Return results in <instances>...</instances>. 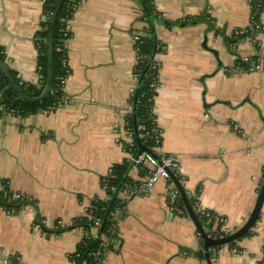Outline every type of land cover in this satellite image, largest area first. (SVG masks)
I'll return each instance as SVG.
<instances>
[{
  "label": "crops",
  "instance_id": "obj_1",
  "mask_svg": "<svg viewBox=\"0 0 264 264\" xmlns=\"http://www.w3.org/2000/svg\"><path fill=\"white\" fill-rule=\"evenodd\" d=\"M252 1L154 0L153 21L142 0L82 1L69 21L63 104L50 113L0 118V190L5 183L31 200L16 213L0 206V264L13 256L20 264H73L86 232L71 225L94 198L109 197L102 180L127 158L116 136L140 85L135 34L154 33L163 44L154 56L160 153L180 158L182 185L194 207L224 217L230 231L245 224L264 187V69L241 67L245 56L264 64V9L254 24ZM44 4L0 0V46L8 66L39 90L47 83L40 79L35 40L46 20ZM250 25L255 43H229L235 29ZM129 176L147 178L136 168ZM34 216L46 221L40 232L31 228ZM250 231L235 245H222L213 264H259L264 199ZM204 251L194 221L170 210L166 184L159 181L127 202L103 264H201Z\"/></svg>",
  "mask_w": 264,
  "mask_h": 264
},
{
  "label": "trees",
  "instance_id": "obj_2",
  "mask_svg": "<svg viewBox=\"0 0 264 264\" xmlns=\"http://www.w3.org/2000/svg\"><path fill=\"white\" fill-rule=\"evenodd\" d=\"M60 2L61 0H45L44 15L46 20L42 22L41 29L36 33L35 37L38 48V67L42 83H46L49 79L50 62L53 66L51 91L42 101L23 99L0 64V118L9 114L12 110L16 116H24L26 114L40 112L41 109L51 105H56L57 108H59L60 105L63 104L64 84L62 83V80L68 75V70L70 72L69 66H65V60H68L66 41L71 36V31L67 30V20L72 19L74 12L71 0H64L59 15L56 18ZM142 4L146 9V17L153 21L152 13L154 10V4L152 3V0H142ZM254 4L257 5L255 8V17L256 20H259L264 9V0H256ZM54 21L55 26L52 28ZM228 41L229 43H233L235 39L230 37ZM137 44L139 47V55L142 56V60L136 64L135 74L138 77L140 85L131 98L133 111L127 117L129 127L134 133V139L136 142L134 147H128V150L132 151L133 154H138L141 150V146L148 149L154 146L153 137H151L150 133L153 135L152 131L157 126V123L153 122V117H155V115H152L151 110L154 105V100L151 99L157 94V92L151 89L150 84L153 81L154 75L157 74V70L153 69V65L155 64L154 56L157 52L162 50L161 46H163L154 33L141 36V40ZM50 50L52 51L51 59L49 57ZM0 61L8 66L2 46H0ZM8 68L19 91L29 97H38L40 95V90L36 86L22 82L18 78L17 73L9 66ZM140 124H144L146 130L149 132L144 138H140L139 136L141 131L138 129V126ZM131 168L132 163L127 160L114 164L111 171L103 179H107L109 197L107 199H101L100 197L94 198L87 213L75 219L71 225V228L81 227L86 232V235L83 237L77 250L71 255V260L75 261V264H93L95 262L94 253L99 248L102 238L106 237L111 238L112 240L117 239V235H115V232L117 231V220L112 219L111 213L118 206L123 205L121 204L123 199L119 196V191L125 183L132 180L129 176ZM111 186H115L116 190L112 191L110 189ZM14 195V192L10 191L4 183L3 189L0 190V206L5 207L7 210L15 208L16 211L19 212L26 205L31 203V200L27 195L22 198H15ZM189 201L193 205V199L189 198ZM180 205L186 210L182 197ZM196 215L207 234H216V231L213 230V221H209V219L200 213L196 212ZM96 220H99L101 224L97 229L98 237H95L93 234ZM56 226H58L57 232H59L61 227H59L58 224ZM250 232L251 231L249 230L243 236L250 234ZM199 235L201 242L204 244L200 232ZM236 243L237 241H233L229 244L235 245ZM221 246L222 245L217 248H220ZM110 247L111 246H109L108 250ZM211 254L212 252H210V255ZM9 262L10 264H20L17 256L11 257Z\"/></svg>",
  "mask_w": 264,
  "mask_h": 264
},
{
  "label": "built area",
  "instance_id": "obj_3",
  "mask_svg": "<svg viewBox=\"0 0 264 264\" xmlns=\"http://www.w3.org/2000/svg\"><path fill=\"white\" fill-rule=\"evenodd\" d=\"M82 1L84 0H71V4L73 7V12L78 9V7L81 5ZM152 3L154 4V0H152ZM255 1H252V18L254 24L257 23L256 20V11L255 8L257 5L254 4ZM71 20V19H70ZM67 20V30L69 29V21ZM254 25H250V27L246 28H240V29H235L231 33V37L235 39V41L232 43V45H237L238 41L242 38H244L246 41L255 43L256 39L253 37V28ZM134 40V46L136 50V64L141 61V55H139V47H138V42L141 40V35L140 34H135L133 37ZM162 48V47H161ZM7 59V58H6ZM243 61V66L242 69L244 71H258V70H263L264 69V64L262 61H257L253 58H250L248 56H245L242 58ZM8 62V59H7ZM65 66H68V60H65ZM153 69L157 70V74L154 75L153 81L150 84V87L153 91L158 92L159 87H160V82L158 79V70H159V64L155 61V64L153 65ZM70 75V72L68 70V75L62 80V83L65 85L66 80L68 76ZM157 95V94H156ZM155 96L151 100L155 101ZM57 109L56 105H51L48 107H45L40 110L42 113H50L52 111H55ZM133 111V105L131 104L128 108L127 111L124 115V127H123V132L122 134L117 133L116 140L121 144L123 147L124 151L127 153V158L126 160L130 163H132V168L136 169H142V171L146 174V179L143 181H137L135 179L130 180L129 182L125 183V185L120 189L119 191V196L122 197L123 201L121 202V206H118L112 213V219L117 220L118 216L121 214V212L124 210L126 207L127 202L132 199L133 197H138L142 195L148 194L149 190L159 181H163L166 184L167 187V199H168V204L169 208L173 213L179 214V215H186L185 209L180 205L181 203V193L177 187V184L174 182V180L171 177V174L175 175L179 182L182 184V173H181V160L178 156L172 155V154H167V153H160V147L162 145V131L158 127V125L153 129V135L151 134V137H153L154 141V146L150 148L149 151L145 150H140L138 154H133L132 151L128 150V147H134L136 142L134 139V133L129 127V122H128V115ZM11 114H14V111L10 112ZM152 115H155L153 117V122L157 123L156 121V113L154 109V105L151 110ZM138 129L141 131L140 132V138H144L149 132L146 130V126L144 124H140L138 126ZM235 129L239 130L238 126H235ZM158 155L157 157L154 155ZM111 171V169H110ZM263 173H264V168H263ZM108 182L107 179L102 180V190L103 192L108 195ZM110 189L112 191L116 190L115 186H111ZM15 198H22L25 197L24 194L22 193H15L14 195ZM91 207V206H90ZM195 210L197 213H200L209 221H213L214 223V228L213 230L216 231V234L211 235L208 234L209 237L212 238H223L229 234H231L233 231H230L226 227V219L222 216L217 215L216 213L199 207L195 203ZM6 209V208H4ZM7 210V209H6ZM11 213H16V209L12 208L9 209ZM46 221L41 218L34 216L32 217L31 221V228L35 232H40L43 230L45 226ZM59 226H61V222L57 223ZM100 221L96 220L94 228H93V234L95 237H98V232L97 229L100 227ZM219 227V230H218ZM112 244V239L111 238H102V242L100 243L99 248L97 251L94 253V259L95 262L93 264H103L104 256L108 252L109 246ZM218 246H213L211 248L212 254L210 255L211 262H216L219 257V253H221L220 248H217ZM237 248L233 247L231 248V252H237ZM19 259V258H18ZM20 261V259H19ZM73 264H75V261H72ZM86 264V263H85ZM201 264H208L206 259L201 260ZM259 264H264V247L262 249V257L259 260Z\"/></svg>",
  "mask_w": 264,
  "mask_h": 264
},
{
  "label": "water",
  "instance_id": "obj_4",
  "mask_svg": "<svg viewBox=\"0 0 264 264\" xmlns=\"http://www.w3.org/2000/svg\"><path fill=\"white\" fill-rule=\"evenodd\" d=\"M63 2H64V0H61L60 5L58 7V11L56 13V18L59 15V12H60V9L62 7ZM54 26H55V21L53 23L52 28H54ZM50 44H51V41H50ZM51 56H52V51L50 50V52H49L50 59H51ZM0 64L3 67V69L5 70V72L7 73V75L10 77L12 84L18 90V92L20 93V95H21V97L23 99L30 100V101H42V100L45 99V97L51 91V89H52V76H53V66H52L51 62H50V69H49V73H50L49 79H48L46 85L44 87H42V89L40 90V95L38 97H29V96L24 95L21 91H19L15 81L13 80V78L11 76V73L9 71L8 66L5 63H3L2 61H0ZM141 150H145V151L151 152L148 148H146L144 146H141ZM154 155L156 157L158 156L156 154H154ZM171 177L174 180V182L177 184V187H178V189H179V191L181 193V197H182V199L184 201V204H185V207H186L188 215L194 221L198 231L200 232V234L203 237L204 250H205L204 252L205 253L204 254L201 253V256H205L206 257V260H207L208 264H212L211 258H210V252H211V248L213 246L225 245V244H228V243H231L233 241L238 240L243 235H245L250 229H252L254 227V225L256 224V222L258 221V219L260 217L262 204H263V199H264V187H263V189L261 191L259 199L257 200V202H256V204H255V206H254L249 218L247 219V221L245 222V224L241 228L237 229L236 231H233L231 234H229V235H227V236H225L223 238H217L216 239V238L209 237V235L205 231L202 223L199 221V219H198V217L196 215V210H195L194 206L190 203L189 197L186 194L183 185L179 182L178 178L175 175L171 174ZM115 235H117V231L115 232ZM120 244H121V242H119V245Z\"/></svg>",
  "mask_w": 264,
  "mask_h": 264
}]
</instances>
